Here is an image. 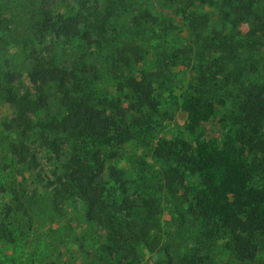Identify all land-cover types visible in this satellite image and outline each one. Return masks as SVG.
I'll return each instance as SVG.
<instances>
[{
    "label": "trees",
    "instance_id": "trees-1",
    "mask_svg": "<svg viewBox=\"0 0 264 264\" xmlns=\"http://www.w3.org/2000/svg\"><path fill=\"white\" fill-rule=\"evenodd\" d=\"M97 1L40 0L39 24L63 41L85 45H94L97 39L110 42L112 37L106 34L117 1L106 0V13L92 5ZM185 2L196 11L187 14L188 43L168 57L188 56L196 63L195 79L186 89L194 110L199 112L207 103L220 100L230 105L236 119L235 140L225 149L241 162L238 170L230 164L235 176L231 179L226 169L221 186L211 193L212 188L200 181L206 158L193 141L162 139L154 149L153 159L161 170V190L170 209L202 228L203 239L197 247L171 252L159 196L144 193L139 201H128L124 172L115 167L105 171L104 160L118 158L121 146L134 141L144 128H137L129 113L148 112V121L153 123L156 121L150 111L161 114L160 103L154 98V78L126 70L142 62V49L113 55L111 70H120L115 77L119 81L115 95L107 89H95L100 78L98 64L88 66L82 60L68 68L54 59L40 58L32 72L33 82L56 84L65 93L63 111L48 127L81 144L91 158L78 160L57 195L63 200L79 196L87 220L104 229L98 251L105 264H141V247L161 255L152 264H215L206 250L209 243L224 238L231 242L232 254L241 263L256 260L264 249V76L259 75L258 54L263 46L258 38L264 36V0ZM206 6L218 12L220 29L211 27L207 12H199ZM243 24L250 26L246 35L239 29ZM162 62L156 60L158 65ZM47 102V96L41 94L35 103L26 102L19 108L24 134L30 129L26 112H37ZM172 104L179 106V102ZM150 127L147 130L156 133L157 126ZM18 151L15 145L14 153ZM12 184L15 198L9 209L18 215L32 204L29 206L28 197L18 193L17 179ZM5 223L0 220V238L6 242L18 236V221Z\"/></svg>",
    "mask_w": 264,
    "mask_h": 264
},
{
    "label": "rangeland",
    "instance_id": "rangeland-1",
    "mask_svg": "<svg viewBox=\"0 0 264 264\" xmlns=\"http://www.w3.org/2000/svg\"><path fill=\"white\" fill-rule=\"evenodd\" d=\"M116 1L117 8L110 19L112 26L106 34L112 37L111 43L97 39L94 45H85L80 41H63L43 29L39 24L40 0H0L3 27L0 30V220L6 225L18 221L17 237L12 236L6 242L0 238V264H105L98 251L104 229L87 220L86 207L79 196L63 200L57 195L59 186L76 169L78 160L91 158L81 144L48 127L62 113L65 93L56 84L33 82L37 59H54L68 68L82 60L88 66L98 64L100 78L95 89H107L115 95L119 85L115 77L120 70L115 69L114 73L111 70L113 55L118 56L120 51L131 54L132 48L142 49V62L126 70L154 78V98L160 103L159 112L166 114L150 111L156 121L153 123L148 121L151 118L148 112H130L137 128L143 125L146 131L143 128L134 141L121 146L118 158H107L104 165L107 172L111 167L124 172L129 187L125 197L128 201H139L144 193L159 196L166 243L171 252L183 253L199 246L202 228L191 222L190 215L186 218L189 222L184 221L167 204L161 190V170L153 159L158 143L172 138L193 141L206 158L200 181L212 188L211 193L221 186L226 169L232 179L235 176L232 165L237 170L241 165L225 149L235 140L236 119L230 105L220 100L207 103L199 112L194 110L186 89L195 79L196 63L188 56L168 57L188 43L187 14L195 10L185 0ZM92 5L107 12L106 0ZM202 11L211 16V27L220 29L215 8L206 6L199 12ZM239 29L246 35L250 26L243 24ZM258 39L263 43L262 51L258 52L259 75L263 77L264 36ZM157 59L163 62L158 65ZM41 94L47 96L48 102L37 112H26L30 129L24 134L19 108L26 102L35 103ZM176 102L179 106L172 104ZM155 125L157 131L151 134L147 127ZM15 145L19 147L18 153H14ZM14 179L18 181V193L28 197L29 206L32 204L29 210L18 211V215L9 209L15 198ZM140 252L141 264H152L161 257L144 247ZM206 252L215 264H264V249L252 262L237 261L226 238L209 243Z\"/></svg>",
    "mask_w": 264,
    "mask_h": 264
}]
</instances>
